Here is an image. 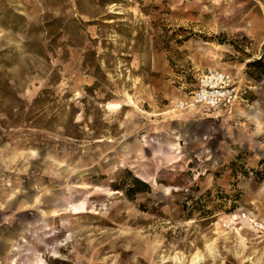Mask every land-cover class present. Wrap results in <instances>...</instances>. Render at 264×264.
Returning <instances> with one entry per match:
<instances>
[{
    "label": "rangeland",
    "instance_id": "1",
    "mask_svg": "<svg viewBox=\"0 0 264 264\" xmlns=\"http://www.w3.org/2000/svg\"><path fill=\"white\" fill-rule=\"evenodd\" d=\"M256 59L264 0H0V200L26 203L0 264H264V227L226 223L264 224ZM209 68L247 101L177 107Z\"/></svg>",
    "mask_w": 264,
    "mask_h": 264
},
{
    "label": "built area",
    "instance_id": "2",
    "mask_svg": "<svg viewBox=\"0 0 264 264\" xmlns=\"http://www.w3.org/2000/svg\"><path fill=\"white\" fill-rule=\"evenodd\" d=\"M246 86L238 82L232 73L217 69H207L198 79L190 94L178 100L177 107L187 109L205 108L212 111H229L240 101H245ZM247 221L260 230L264 224L247 211L237 210L229 214L226 223Z\"/></svg>",
    "mask_w": 264,
    "mask_h": 264
},
{
    "label": "crops",
    "instance_id": "3",
    "mask_svg": "<svg viewBox=\"0 0 264 264\" xmlns=\"http://www.w3.org/2000/svg\"><path fill=\"white\" fill-rule=\"evenodd\" d=\"M247 90H246V93H247ZM246 93H245V95H246ZM246 101H247V98H246ZM5 150H6V145H0V197L5 193L4 192V185L5 186L10 185L9 182L6 183V181H8V179H9V176H8L7 172H5V170H6V168L9 167V163H8V158H6L5 154H4ZM19 156L20 155L17 154L16 158H19ZM28 156H35L34 151L29 153ZM10 159H12V157H10ZM17 184H18V182H17ZM11 202H15L14 205ZM25 204H26L25 203V193H24L23 187L21 186V188H19L17 185L15 188L10 189V191L6 195V200H0V212L1 211H7L6 209H12L11 213L0 214V216L3 219H5L3 224L6 223L7 225H10V221L7 220L9 218V216H11V214L15 210L21 211L22 207H24ZM0 228H2L1 223H0ZM0 232L3 233V230L0 229ZM0 237H2V236H0ZM1 245H3L2 248H5V246L8 245V240L0 238V247H1Z\"/></svg>",
    "mask_w": 264,
    "mask_h": 264
},
{
    "label": "trees",
    "instance_id": "4",
    "mask_svg": "<svg viewBox=\"0 0 264 264\" xmlns=\"http://www.w3.org/2000/svg\"><path fill=\"white\" fill-rule=\"evenodd\" d=\"M252 65H254L255 67H257L260 71V73L262 74L264 72V69L261 68V65H262V61L261 59H256L253 61ZM141 184L144 185V183L142 181H140Z\"/></svg>",
    "mask_w": 264,
    "mask_h": 264
}]
</instances>
